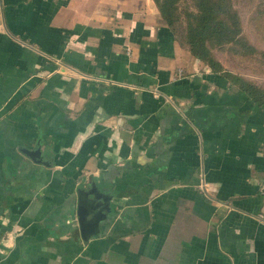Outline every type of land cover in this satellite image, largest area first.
<instances>
[{
    "label": "crops",
    "instance_id": "0c3cea01",
    "mask_svg": "<svg viewBox=\"0 0 264 264\" xmlns=\"http://www.w3.org/2000/svg\"><path fill=\"white\" fill-rule=\"evenodd\" d=\"M0 264H264V109L154 0H0Z\"/></svg>",
    "mask_w": 264,
    "mask_h": 264
},
{
    "label": "trees",
    "instance_id": "16d2710c",
    "mask_svg": "<svg viewBox=\"0 0 264 264\" xmlns=\"http://www.w3.org/2000/svg\"><path fill=\"white\" fill-rule=\"evenodd\" d=\"M178 1L154 0L176 40L212 72L220 74L230 85L264 109V89L225 70L211 52V45L232 43L241 33L240 19L232 0H194L195 10L185 12L187 26L183 34H179L177 27L180 18Z\"/></svg>",
    "mask_w": 264,
    "mask_h": 264
},
{
    "label": "rangeland",
    "instance_id": "374dc122",
    "mask_svg": "<svg viewBox=\"0 0 264 264\" xmlns=\"http://www.w3.org/2000/svg\"><path fill=\"white\" fill-rule=\"evenodd\" d=\"M240 19L241 33L232 43L211 45L212 55L225 70L264 89V0H232ZM177 22L183 34L186 11L195 10L194 0H179Z\"/></svg>",
    "mask_w": 264,
    "mask_h": 264
},
{
    "label": "water",
    "instance_id": "95a60500",
    "mask_svg": "<svg viewBox=\"0 0 264 264\" xmlns=\"http://www.w3.org/2000/svg\"><path fill=\"white\" fill-rule=\"evenodd\" d=\"M82 214H83V209L82 207L79 208V216H80V220L82 221Z\"/></svg>",
    "mask_w": 264,
    "mask_h": 264
}]
</instances>
